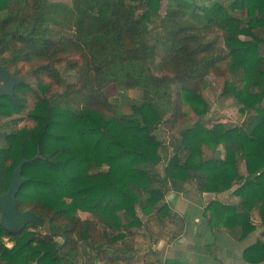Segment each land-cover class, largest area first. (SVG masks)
I'll list each match as a JSON object with an SVG mask.
<instances>
[{
    "label": "trees",
    "instance_id": "16d2710c",
    "mask_svg": "<svg viewBox=\"0 0 264 264\" xmlns=\"http://www.w3.org/2000/svg\"><path fill=\"white\" fill-rule=\"evenodd\" d=\"M200 1L70 0L65 6L0 0V64L35 65L30 74L41 92L26 114L33 127L0 135V195L24 162L17 209L44 219L19 233L0 223V264H78L79 255L112 261L123 231L141 226L138 210L164 212L167 192H182L190 183L215 194L238 185L237 204L212 200L205 207L212 231L238 229L245 237L256 229L254 209L264 224V0ZM162 7L150 42L149 25ZM214 30L222 34L224 54L204 40ZM64 60L76 69V82L47 96L42 78L61 84L55 64ZM155 60L158 75L151 69ZM225 62L230 73L240 69L242 75L238 83L225 80L222 94L235 100L245 120L232 127L201 123L208 105L197 87L206 76L222 74ZM17 80L10 94L0 96V117L23 113L32 88ZM111 84L140 91L131 115L113 111L105 94ZM189 116L197 121L179 131L159 171L163 144L153 132ZM220 146L223 158L204 157L203 148L215 153ZM78 212L92 219H80ZM45 224L44 233L35 231ZM249 250L255 262L264 261V242Z\"/></svg>",
    "mask_w": 264,
    "mask_h": 264
},
{
    "label": "crops",
    "instance_id": "0c3cea01",
    "mask_svg": "<svg viewBox=\"0 0 264 264\" xmlns=\"http://www.w3.org/2000/svg\"><path fill=\"white\" fill-rule=\"evenodd\" d=\"M208 157L219 156L224 150L220 146L215 153L206 149ZM221 156L220 158H223ZM245 173L244 165H240ZM159 167V171H160ZM229 191L218 194L197 191L193 184H186L182 192L171 189L164 198L167 209L143 215L138 210L141 226L123 231L124 238L111 249L112 261L79 255V264H264L255 262L254 250H249L257 241L264 242V224L258 210L251 212V224L255 231L241 238L240 230L219 228L211 230L203 211L212 200L224 204H237L239 197Z\"/></svg>",
    "mask_w": 264,
    "mask_h": 264
},
{
    "label": "rangeland",
    "instance_id": "374dc122",
    "mask_svg": "<svg viewBox=\"0 0 264 264\" xmlns=\"http://www.w3.org/2000/svg\"><path fill=\"white\" fill-rule=\"evenodd\" d=\"M52 3H60L65 6L70 5V0H48ZM223 3L227 1L221 0ZM202 4H209V2L200 1ZM164 15V7L160 10V15L153 18V22L149 25L150 34L149 41L151 42L152 38L156 37L159 25L160 17ZM187 21V20H186ZM64 30L68 33L72 32L70 27L64 28ZM261 34V33H260ZM151 38V39H150ZM205 41L214 42V50L218 53L224 54V43L222 34L219 31H211L204 38ZM71 59L75 60L76 56L71 57ZM152 64V72L158 75V71L156 70L155 64ZM71 61L64 60L62 62L56 63L55 67L58 71V74L61 79V84L55 83L53 80L48 79V77H43L44 84H47L48 91L47 96L57 95L64 92L65 88L69 84H74L76 82V69L69 68L68 64ZM3 66V65H2ZM35 66V65H34ZM30 64H22L18 63L16 66L8 67L7 70L11 73L13 78L23 79L31 88L32 92H29L25 95L26 103L23 113L19 116L12 117H0V135L3 133H8L11 130H18L21 128H31L34 125V122L30 120L26 114L29 110L33 108V105L36 101V98L41 96V92L37 88L35 78L30 74L31 69L34 67ZM221 73L219 76H215L210 74L205 77L202 84L197 87L199 94L205 100L208 105L207 112L201 117V123L212 124L216 121H222L226 127H232L240 125L244 120L245 116L242 115L238 111V106L236 105L235 100L230 96H224L222 94L223 86L225 80L232 81L234 83H238L242 71L240 69L235 70L234 73H230L228 71L227 62L224 64H220ZM173 91L176 90V87L173 86ZM105 94L110 102L114 104L113 111L122 116L131 115V105L139 104L141 102L142 95L138 90H124L123 88L118 87L115 84H111L105 88ZM111 114V113H110ZM18 117L21 119L18 121L16 125L12 124V121ZM169 118V114L164 116V121ZM197 121L196 117L189 116L184 120L175 122L173 124H161L158 128L153 132L154 135L162 142V147L160 149V154L165 160L164 163L159 167L164 166L166 160L172 155V151L174 149L173 142L174 138L178 137V133L181 129L193 125ZM5 142L2 137H0V146H4ZM173 146V147H172ZM208 151L203 148L204 157H208ZM166 156V157H165ZM218 156V155H217ZM224 156L223 153H220L218 157ZM161 171V170H160ZM78 217L80 219H92L88 213L78 212ZM47 229V225L45 224L41 229L35 231H41L44 233ZM132 229V228H131ZM7 247H11L12 243L7 239L3 240ZM59 242L60 240L57 239ZM88 262L87 259L82 261ZM79 264V263H78Z\"/></svg>",
    "mask_w": 264,
    "mask_h": 264
},
{
    "label": "water",
    "instance_id": "95a60500",
    "mask_svg": "<svg viewBox=\"0 0 264 264\" xmlns=\"http://www.w3.org/2000/svg\"><path fill=\"white\" fill-rule=\"evenodd\" d=\"M16 83H18V80L12 77L5 66L0 64V96L10 94ZM23 163L21 162L13 171L7 192L0 195V223L9 233H19L29 223L41 226L44 222L42 217L31 211H19L17 209L15 195L20 186L26 181L21 177Z\"/></svg>",
    "mask_w": 264,
    "mask_h": 264
}]
</instances>
